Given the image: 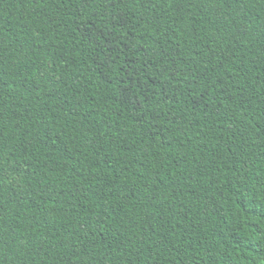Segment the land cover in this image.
<instances>
[{"label":"trees","instance_id":"trees-1","mask_svg":"<svg viewBox=\"0 0 264 264\" xmlns=\"http://www.w3.org/2000/svg\"><path fill=\"white\" fill-rule=\"evenodd\" d=\"M0 264H264V0H0Z\"/></svg>","mask_w":264,"mask_h":264}]
</instances>
